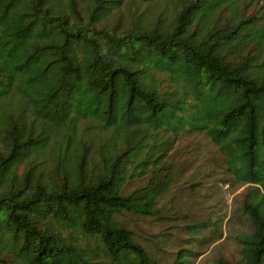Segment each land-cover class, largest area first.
<instances>
[{
  "label": "trees",
  "instance_id": "trees-1",
  "mask_svg": "<svg viewBox=\"0 0 264 264\" xmlns=\"http://www.w3.org/2000/svg\"><path fill=\"white\" fill-rule=\"evenodd\" d=\"M0 39L19 46L0 47V264H194L184 246L217 243L224 216L190 242L127 224L175 222L193 135L222 156L193 188H244L240 256L215 263L264 264V0H0ZM118 118L147 136L120 138Z\"/></svg>",
  "mask_w": 264,
  "mask_h": 264
},
{
  "label": "rangeland",
  "instance_id": "rangeland-1",
  "mask_svg": "<svg viewBox=\"0 0 264 264\" xmlns=\"http://www.w3.org/2000/svg\"><path fill=\"white\" fill-rule=\"evenodd\" d=\"M3 39H0V47L10 48L12 53L9 55L13 60L16 59V54L19 46L14 47L4 44ZM8 56V55H7ZM8 56V58H10ZM10 58V59H11ZM33 96V94H31ZM101 109V105L98 102H91L86 97L82 98L76 104V111L79 114H92V116L98 115ZM118 133L120 138H124L122 135V129L128 133L126 138H139L143 139L148 134L147 124L140 118H135L132 121H125L123 118H118ZM176 160L181 165L190 166L193 165L190 171L185 173L178 182L179 186L173 190V193L166 200L168 210L170 211L168 216L175 218V222L164 223L162 226H156V224L150 220H144L136 217H129L127 220L128 227L135 231L137 234H144L150 232V228H156L154 234H158L162 230L165 234H176V231H180L182 235L180 238H184L185 242H190L194 236L186 234L189 226L193 224H203L207 222L214 224L215 217L224 216V222L222 224V232L220 240L212 246L202 247V242L191 241V245L186 244L184 247L197 250L199 255L194 264H216V260L224 258L228 260H234L239 257L240 248L236 244L235 237L242 231L246 230L247 223L244 219L237 220V215L234 211L240 204V194L244 188L238 192L233 193L229 188V185L219 183L216 189H200L196 191L195 188L189 182L190 180H202L205 176L213 178L214 173L211 170H216L217 173L222 169V156L219 150L202 135H193L183 137L178 145L176 154ZM203 161L207 164L200 166V162ZM216 167V168H214ZM216 173V174H217ZM198 174V175H197ZM195 183V182H194ZM144 185L142 181L136 182L134 188H138ZM196 187V185H194ZM213 208V209H212ZM172 226H177L178 229H171ZM180 228V229H179ZM184 230V231H183ZM218 235V234H217ZM173 240V236H171ZM154 243L157 242V238H150ZM203 245V244H202ZM181 248V246L179 247ZM162 256L165 257V252H162ZM174 256V255H173ZM163 264H167V261L163 260Z\"/></svg>",
  "mask_w": 264,
  "mask_h": 264
}]
</instances>
